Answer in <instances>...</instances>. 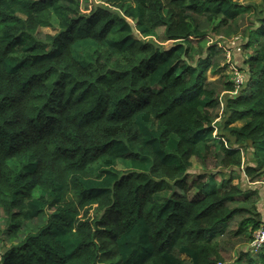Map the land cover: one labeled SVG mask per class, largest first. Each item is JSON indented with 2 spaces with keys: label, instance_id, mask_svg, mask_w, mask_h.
<instances>
[{
  "label": "trees",
  "instance_id": "obj_1",
  "mask_svg": "<svg viewBox=\"0 0 264 264\" xmlns=\"http://www.w3.org/2000/svg\"><path fill=\"white\" fill-rule=\"evenodd\" d=\"M103 1L0 0V264H216L222 236L248 243L262 223L257 192L187 177L214 131L233 165L221 137L255 148L251 177L264 168V8L250 3L247 79L222 102L233 82L206 71L226 52L206 36L236 35L250 5ZM233 264H264V248Z\"/></svg>",
  "mask_w": 264,
  "mask_h": 264
},
{
  "label": "rangeland",
  "instance_id": "obj_2",
  "mask_svg": "<svg viewBox=\"0 0 264 264\" xmlns=\"http://www.w3.org/2000/svg\"><path fill=\"white\" fill-rule=\"evenodd\" d=\"M241 4L244 5H250L248 6L250 11H247L246 14H244V18L239 19L240 22V30L236 33L242 37L244 40V35L242 33V30L245 27L255 28L259 25V22L257 20V13H254L252 11V6L250 3H255L258 6V9L264 8V0H236ZM88 6L91 7L94 4L102 3L106 4L104 1H95V0H88ZM41 30L43 32L53 33L54 30L50 27H42ZM157 36L152 37L156 42L161 43L165 47H169L171 44H173V40H167L164 38V32L163 28L159 27L157 28ZM134 34L138 37L140 35L134 31ZM208 37V38H207ZM226 38L221 34H216L213 31H210L209 34L206 36L207 39H212L214 41H220L221 44L226 45ZM241 41V40H240ZM241 45V43H240ZM242 47V46H241ZM229 54L225 57V60L221 63L220 67H224L223 70L218 73H212L210 71H206V76L208 79H218L220 82H222L226 77H230L231 74L229 73V65L234 64L236 68H239L240 71L244 73L245 80L247 79V73L245 69V65L243 63V60L245 57H247L248 54L251 53V50H245L240 49V51L235 50L234 47L229 48ZM198 55H195L194 59L197 58ZM229 56V57H228ZM245 69V70H244ZM244 80V81H245ZM242 86V85H241ZM226 93L228 95H233L232 93H229L228 91H222L220 94L221 100L223 102ZM222 108V106H221ZM218 110V117L214 120V123L218 124L220 121H222V109ZM235 124L239 125L240 122H236ZM227 133V132H226ZM216 134V137L212 141L208 143V148L206 149L201 146V149H199L198 154L193 155L191 157L192 165L189 169V176L187 177V182L190 184L192 182V179L198 178V176L201 179H204L206 175L209 172H213L214 174H217L216 179L219 180L221 177V174L225 176H229L230 174L233 175V183H238L242 189L247 192L248 190H253L257 192L258 200L256 203L257 210L261 214V218H264V171L263 169H259L255 172V177H251L246 171V167H257L256 164V155L253 157V146L249 142H244L242 144H237L234 142L233 136H230L231 142L226 141L223 137L221 139L224 142V145H232L233 147H239L240 148V163L238 165H233L230 158L226 155H224V152L220 150V147L217 146V140L220 139V136H218V132H214ZM118 168H125L124 164L122 162L117 163ZM184 194L188 197H191L193 199L199 198L201 196L200 191L196 187H190L184 191ZM248 214V213H246ZM89 215H94V206L89 211ZM230 229L232 231H235L236 224H232L230 226ZM220 245H221V260L220 264H233L234 260L236 259L239 251H248V244L245 241H242V239L238 238V236H232L229 234H226L222 236L220 239ZM216 262V264H218Z\"/></svg>",
  "mask_w": 264,
  "mask_h": 264
},
{
  "label": "built area",
  "instance_id": "obj_3",
  "mask_svg": "<svg viewBox=\"0 0 264 264\" xmlns=\"http://www.w3.org/2000/svg\"><path fill=\"white\" fill-rule=\"evenodd\" d=\"M98 1L103 2V0H98ZM240 40L241 38L239 35H233L232 37L226 38L225 40L226 45L224 44L222 45L220 41H217V43L224 48L227 56L229 54L228 52L230 47H234L235 50L240 51L241 49ZM229 73L231 74L230 80L233 82L234 88L233 90L228 92L234 95L237 93V91L243 84L245 77H244V73L240 71L239 68H236L234 64L229 65ZM248 248L253 253H257L264 248V219H262V223L260 224L258 229L254 231L253 237L248 242ZM217 263L220 264V262Z\"/></svg>",
  "mask_w": 264,
  "mask_h": 264
},
{
  "label": "crops",
  "instance_id": "obj_4",
  "mask_svg": "<svg viewBox=\"0 0 264 264\" xmlns=\"http://www.w3.org/2000/svg\"><path fill=\"white\" fill-rule=\"evenodd\" d=\"M208 43H209V41H208ZM214 132H216V131H214ZM262 219H264V218H262Z\"/></svg>",
  "mask_w": 264,
  "mask_h": 264
},
{
  "label": "clouds",
  "instance_id": "obj_5",
  "mask_svg": "<svg viewBox=\"0 0 264 264\" xmlns=\"http://www.w3.org/2000/svg\"><path fill=\"white\" fill-rule=\"evenodd\" d=\"M248 244V243H247ZM262 251V250H261ZM253 253V252H252ZM220 262V261H219Z\"/></svg>",
  "mask_w": 264,
  "mask_h": 264
}]
</instances>
